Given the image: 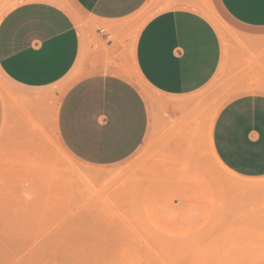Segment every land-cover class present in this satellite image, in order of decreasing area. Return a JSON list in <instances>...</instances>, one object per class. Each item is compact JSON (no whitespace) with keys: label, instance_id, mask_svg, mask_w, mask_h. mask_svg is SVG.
I'll list each match as a JSON object with an SVG mask.
<instances>
[{"label":"rangeland","instance_id":"obj_1","mask_svg":"<svg viewBox=\"0 0 264 264\" xmlns=\"http://www.w3.org/2000/svg\"><path fill=\"white\" fill-rule=\"evenodd\" d=\"M13 5H0V19ZM159 11L150 3L136 30ZM200 11L226 36L220 71L173 109V98L152 90L130 62L126 77L154 106L146 143L116 165L83 163L58 139V106L79 77L76 68L42 99L0 73L8 106L0 136V264H264V178H237L209 148L216 110L240 95L264 93V37L238 31L214 0ZM97 28L108 30L94 25L93 35ZM91 170L110 176L85 178ZM61 227L58 244L51 234Z\"/></svg>","mask_w":264,"mask_h":264},{"label":"crops","instance_id":"obj_2","mask_svg":"<svg viewBox=\"0 0 264 264\" xmlns=\"http://www.w3.org/2000/svg\"><path fill=\"white\" fill-rule=\"evenodd\" d=\"M10 1L0 19V73L25 95L42 99L77 69L58 106L56 133L72 156L92 166L122 163L148 139L150 98L126 77L130 62L152 90L173 98L167 103L173 109L222 67L226 36L212 14L219 31L200 11L206 0ZM214 1L238 31L264 37V0ZM152 2L161 11L137 31ZM94 25L108 30L93 35ZM7 114L0 87V136ZM214 117L209 148L221 168L243 180L263 179L264 93L240 95Z\"/></svg>","mask_w":264,"mask_h":264},{"label":"bare ground","instance_id":"obj_3","mask_svg":"<svg viewBox=\"0 0 264 264\" xmlns=\"http://www.w3.org/2000/svg\"><path fill=\"white\" fill-rule=\"evenodd\" d=\"M213 17L218 21V23L220 24V22L219 21H221L220 19H217L214 15H213ZM221 25V24H220ZM225 35V34H224ZM225 40H226V38H225ZM3 88V87H2ZM150 105H151V107H153L154 106V103L152 102V100L150 99ZM154 112V111H153ZM70 163V162H69ZM81 172V171H80ZM85 172H87V171H85ZM84 172V173H85ZM89 173V174H88ZM88 173H86V175H84V177L86 178V177H90V178H93V179H97V180H102V179H106V177H109L110 176V173H105V172H102V171H92L91 170V172H88ZM82 174V173H81ZM80 174V175H81ZM115 175V174H114ZM113 175V173H112V176H114ZM116 176V175H115ZM89 179V178H88ZM108 179V178H107ZM106 179V180H107ZM110 179H111V177H110ZM87 180V179H86ZM109 223V222H108ZM105 224V223H104ZM61 225V224H60ZM111 225V224H110ZM106 227V226H105ZM51 230V229H50ZM95 231V230H94ZM101 232V231H100ZM99 232V233H100ZM93 233L94 232H92V237H93ZM99 233L98 232H96V234H98L99 235ZM49 234H50V232H49ZM95 234V233H94ZM95 234V235H96ZM101 234V233H100ZM52 238L53 239H56L57 240V243L59 244V241L58 240H60L61 241V244H62V240L61 239H64L63 237H64V232L62 231V227H61V229H55V231L54 232H52ZM87 235V234H86ZM94 235V236H95ZM88 237H90V235L88 234ZM99 237H100V235H99ZM101 238V237H100ZM94 239V238H93ZM91 240V239H90ZM96 241V240H95ZM93 242V241H92ZM80 243V242H79ZM84 243V242H83ZM87 243V242H86ZM86 245V244H85ZM98 246H99V244H98ZM115 246V245H114ZM82 247V246H81ZM85 247V246H84ZM100 247V246H99ZM86 248V247H85ZM92 248V247H91ZM112 249H114V248H112ZM112 249H111V251H112ZM117 249V248H116ZM89 250V249H88ZM115 251V250H114ZM113 251V252H114ZM95 252V251H94ZM93 252V253H94ZM113 252H111V253H113ZM116 252H119V251H116ZM115 253V252H114ZM123 253V252H122ZM121 253V254H122ZM85 254V253H84ZM99 254V253H98ZM124 254H126V253H124ZM89 255V254H88ZM111 255V254H110ZM113 255V254H112ZM117 255V254H116ZM127 255V254H126ZM130 255V254H129ZM81 256V255H80ZM85 256V255H84ZM91 256H93V254L91 255ZM100 256V255H99ZM107 256V255H106ZM114 256H115V254H114ZM113 256V257H114ZM83 257V256H82ZM96 257H98V256H96ZM120 257V256H119ZM118 257V258H119ZM125 257V256H124ZM95 258V257H94ZM99 258V257H98ZM111 258H112V256H111ZM116 258V257H115ZM126 258V257H125ZM88 259H90V257L88 258ZM83 260H85L84 259V257H83ZM97 260V259H96ZM102 260V259H101ZM100 261V260H99ZM121 261H122V258H121ZM89 262V261H88ZM92 262V261H91ZM90 262V263H91ZM126 262V261H125ZM84 263V262H83ZM94 263V262H93ZM99 263H101V261L99 262ZM107 263V262H106ZM82 264V263H81ZM94 264H96V263H94Z\"/></svg>","mask_w":264,"mask_h":264}]
</instances>
